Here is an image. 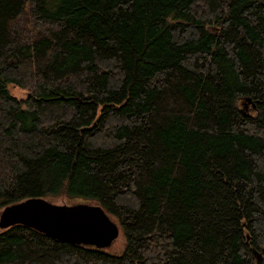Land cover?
<instances>
[{"label": "trees", "instance_id": "1", "mask_svg": "<svg viewBox=\"0 0 264 264\" xmlns=\"http://www.w3.org/2000/svg\"><path fill=\"white\" fill-rule=\"evenodd\" d=\"M30 197L124 246L16 224L0 264H264V0H0V214Z\"/></svg>", "mask_w": 264, "mask_h": 264}, {"label": "water", "instance_id": "2", "mask_svg": "<svg viewBox=\"0 0 264 264\" xmlns=\"http://www.w3.org/2000/svg\"><path fill=\"white\" fill-rule=\"evenodd\" d=\"M248 102L256 107L252 98ZM22 224L54 239L107 248L120 235V227L96 202L58 203L30 197L7 205L0 214V228ZM257 260L261 253L254 249Z\"/></svg>", "mask_w": 264, "mask_h": 264}, {"label": "rangeland", "instance_id": "3", "mask_svg": "<svg viewBox=\"0 0 264 264\" xmlns=\"http://www.w3.org/2000/svg\"><path fill=\"white\" fill-rule=\"evenodd\" d=\"M8 88H9L10 93L17 98H25L29 95V91L20 86L9 85ZM239 108L243 111L244 110L247 111L248 113L256 114L254 113L253 109H251L250 106L249 107L247 106L246 108H244L243 105H240ZM62 200H63L62 198H58L53 202H60ZM78 202H90V201L85 198H78L76 200H73L71 203H78ZM113 220L116 223H118L116 219H113ZM123 246H124V237H123V233L120 230V235L118 236V238L112 243L111 246L105 248V250L110 251V252H119L120 250H122Z\"/></svg>", "mask_w": 264, "mask_h": 264}]
</instances>
